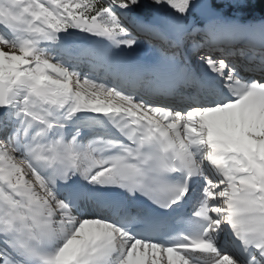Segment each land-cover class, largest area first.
Listing matches in <instances>:
<instances>
[{
	"label": "snow or ice",
	"instance_id": "6c2138e0",
	"mask_svg": "<svg viewBox=\"0 0 264 264\" xmlns=\"http://www.w3.org/2000/svg\"><path fill=\"white\" fill-rule=\"evenodd\" d=\"M196 186L202 224L167 243L85 191L120 190L133 223L139 197L167 211ZM0 264H264V21L212 0H0Z\"/></svg>",
	"mask_w": 264,
	"mask_h": 264
},
{
	"label": "rangeland",
	"instance_id": "374dc122",
	"mask_svg": "<svg viewBox=\"0 0 264 264\" xmlns=\"http://www.w3.org/2000/svg\"><path fill=\"white\" fill-rule=\"evenodd\" d=\"M254 1L255 0H239L233 2V0H212V7L214 10H217L216 13L226 22L249 24L245 18L249 16L248 7L252 6ZM259 20L264 21V19H257V23L260 22ZM191 21H194L197 25L204 23V20L198 13L192 14L189 18V22ZM159 54L160 52L154 51L150 45L142 42L141 47L137 50L135 55L136 57L141 56L143 60L148 59L151 61L154 56Z\"/></svg>",
	"mask_w": 264,
	"mask_h": 264
},
{
	"label": "bare ground",
	"instance_id": "6f19581e",
	"mask_svg": "<svg viewBox=\"0 0 264 264\" xmlns=\"http://www.w3.org/2000/svg\"><path fill=\"white\" fill-rule=\"evenodd\" d=\"M236 1H239V0H233V2H236ZM239 3V2H238ZM231 23V22H230ZM162 47H165L166 48V45H164V46H162ZM161 54V53H160ZM159 54V55H160ZM159 55H156V56H154L153 58H152V61L154 62L155 61V59L159 56ZM100 99H101V102H108L107 101V99L103 96V95H101L100 96ZM176 105L177 106H182V105H180L179 104V102L178 101H176ZM80 115V119H84V118H86V116H88V115H90V114H79ZM199 189H200V186H199ZM86 190V189H85ZM217 245H218V247L222 250V251H224V252H226V253H230V252H232V251H235V248L233 247V246H229V243L225 240V239H223V240H221V239H217Z\"/></svg>",
	"mask_w": 264,
	"mask_h": 264
},
{
	"label": "trees",
	"instance_id": "16d2710c",
	"mask_svg": "<svg viewBox=\"0 0 264 264\" xmlns=\"http://www.w3.org/2000/svg\"><path fill=\"white\" fill-rule=\"evenodd\" d=\"M248 11L250 12L251 18L261 17L264 18V0H255L252 3V6L248 7Z\"/></svg>",
	"mask_w": 264,
	"mask_h": 264
},
{
	"label": "water",
	"instance_id": "95a60500",
	"mask_svg": "<svg viewBox=\"0 0 264 264\" xmlns=\"http://www.w3.org/2000/svg\"><path fill=\"white\" fill-rule=\"evenodd\" d=\"M249 12V11H248ZM249 16H250V12H249ZM260 17V16H259Z\"/></svg>",
	"mask_w": 264,
	"mask_h": 264
}]
</instances>
